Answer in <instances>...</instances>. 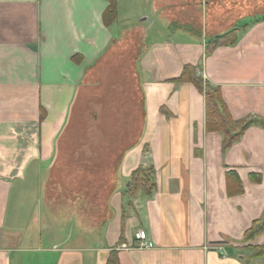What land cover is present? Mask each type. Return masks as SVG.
I'll list each match as a JSON object with an SVG mask.
<instances>
[{"label": "crops", "instance_id": "obj_1", "mask_svg": "<svg viewBox=\"0 0 264 264\" xmlns=\"http://www.w3.org/2000/svg\"><path fill=\"white\" fill-rule=\"evenodd\" d=\"M114 1L106 26L109 0H0V264H264L242 249L264 243H244L264 128L223 151L173 81L192 65L234 121L264 122V0ZM140 166L155 189L132 198ZM138 229L153 247L118 250Z\"/></svg>", "mask_w": 264, "mask_h": 264}, {"label": "trees", "instance_id": "obj_2", "mask_svg": "<svg viewBox=\"0 0 264 264\" xmlns=\"http://www.w3.org/2000/svg\"><path fill=\"white\" fill-rule=\"evenodd\" d=\"M115 1L109 0V7L103 15V20L106 26L115 20ZM264 21V16L252 19L250 23ZM235 27L223 34L209 38L205 44V55H210L216 48L222 46L234 45L237 41L239 28ZM175 83H191L199 92L205 96V129L208 132H220L224 138L222 141V150L235 144L240 140L246 129L253 125H258L264 128V122L258 120L234 121L227 108L225 107L220 93L217 89L208 87L205 81L197 76L196 69L192 65H185L180 76L173 79ZM161 111L167 112L162 108ZM253 181H260L257 176L252 177ZM155 189L153 179V169H145L138 167L134 170L126 185V194L132 198L137 194L142 193L144 196H151ZM259 236L264 237V214L262 217L254 221L251 227L244 234V243H250ZM244 250L252 251V258L264 259V243L261 246L246 245ZM108 264H115V261L110 260Z\"/></svg>", "mask_w": 264, "mask_h": 264}, {"label": "built area", "instance_id": "obj_3", "mask_svg": "<svg viewBox=\"0 0 264 264\" xmlns=\"http://www.w3.org/2000/svg\"><path fill=\"white\" fill-rule=\"evenodd\" d=\"M152 247L153 245L149 241L146 231L138 229L133 233L131 244H121L119 245L118 250L150 249Z\"/></svg>", "mask_w": 264, "mask_h": 264}, {"label": "rangeland", "instance_id": "obj_4", "mask_svg": "<svg viewBox=\"0 0 264 264\" xmlns=\"http://www.w3.org/2000/svg\"><path fill=\"white\" fill-rule=\"evenodd\" d=\"M70 232V231H69ZM75 235V234H74Z\"/></svg>", "mask_w": 264, "mask_h": 264}]
</instances>
